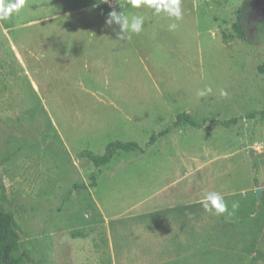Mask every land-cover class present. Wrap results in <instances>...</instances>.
Segmentation results:
<instances>
[{"label": "rangeland", "instance_id": "1", "mask_svg": "<svg viewBox=\"0 0 264 264\" xmlns=\"http://www.w3.org/2000/svg\"><path fill=\"white\" fill-rule=\"evenodd\" d=\"M244 1L181 0L175 21L167 0H24L0 20V198L26 264H264V46L224 39ZM113 10L144 30L119 40ZM113 141L146 151L85 156Z\"/></svg>", "mask_w": 264, "mask_h": 264}, {"label": "trees", "instance_id": "2", "mask_svg": "<svg viewBox=\"0 0 264 264\" xmlns=\"http://www.w3.org/2000/svg\"><path fill=\"white\" fill-rule=\"evenodd\" d=\"M253 1L245 0L240 6L236 13V21L232 26V34L224 35L225 40L238 38L250 44H261V46H264V21L253 19L251 16ZM259 73L264 77V64L259 67ZM261 114L264 116V111ZM228 124L226 121L222 122V125L227 126ZM181 126L201 128V125L187 113L178 114L173 124V127ZM169 132L170 128L153 133L147 145H154L158 139L167 136ZM145 151L146 148L137 142L113 141L107 145L103 155L95 156L91 152H86L85 156L98 168L109 164L119 152L144 153ZM4 203H6V195L3 191L0 198V264H26L20 250L17 223L2 206Z\"/></svg>", "mask_w": 264, "mask_h": 264}, {"label": "clouds", "instance_id": "3", "mask_svg": "<svg viewBox=\"0 0 264 264\" xmlns=\"http://www.w3.org/2000/svg\"><path fill=\"white\" fill-rule=\"evenodd\" d=\"M142 0H130L132 8H140ZM147 3H152V0H146ZM24 5V0H0V20L10 18L14 13L18 12ZM181 0H167L166 5H158L155 7L156 14L163 11L170 19L179 21L182 18ZM106 25L119 27V40L130 38L132 34H140L144 30L145 16L141 13L129 14L125 11L117 12L115 10L108 13ZM179 27L175 22L168 25L170 31H174ZM213 93L212 87L206 86L199 89L196 93L197 97L206 98ZM221 97L228 95L227 91L221 89L219 92ZM201 204L206 211H213L217 215H222L228 212V205L224 197L218 191H207L203 194ZM239 205L237 202L232 203V208L235 209Z\"/></svg>", "mask_w": 264, "mask_h": 264}, {"label": "water", "instance_id": "4", "mask_svg": "<svg viewBox=\"0 0 264 264\" xmlns=\"http://www.w3.org/2000/svg\"><path fill=\"white\" fill-rule=\"evenodd\" d=\"M251 152L252 151H250V153ZM256 193H257V200H258V202H260V200H261V194H262V188H258L257 191H256Z\"/></svg>", "mask_w": 264, "mask_h": 264}]
</instances>
